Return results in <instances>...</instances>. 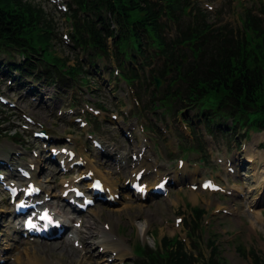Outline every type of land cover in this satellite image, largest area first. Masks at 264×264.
Instances as JSON below:
<instances>
[{"label":"rangeland","instance_id":"rangeland-1","mask_svg":"<svg viewBox=\"0 0 264 264\" xmlns=\"http://www.w3.org/2000/svg\"><path fill=\"white\" fill-rule=\"evenodd\" d=\"M36 3L42 2V5L49 10L50 13H53L56 17V21L59 24L60 30L67 31L70 28V22L66 20L65 13L63 11H60L57 9V7L54 6L53 2H48L47 0H34ZM67 0H65L66 2ZM264 3V0H261ZM205 3H210L211 7L213 6V10L210 11L212 13V16L210 18V21L216 22L218 19L215 17L216 12H221L219 18L223 21L222 23H227L228 27H233L235 30L240 31L241 23H240V17L245 13L247 8H252L253 12L256 14H260L264 17V13L261 12L260 7H262V3L260 0H205L203 1V5ZM197 4L203 8L202 3L200 0H197ZM231 25V26H230ZM56 43V49L58 53H60L64 57H68V63L70 65H73L76 60V55H78V50H74L73 46L69 45L68 43L66 45H63L62 42L59 39L55 40ZM154 66H161V63L159 61H156ZM172 76V74H170ZM92 79V86H96L95 83H93ZM97 90L94 89V96H97V99L102 97V100L106 103V106L108 109L112 112L119 113L121 109L126 110L128 101L125 99V92L119 89L118 84L116 83V88H113L114 84L106 85L101 82H97ZM3 84V83H0ZM4 85V84H3ZM178 86V83L175 85V87ZM4 89H8L5 85L3 86ZM51 89H55L54 86L50 87ZM111 89H113V93H111ZM53 92V98L47 101L46 104H44V108L34 107L33 105H30L28 100L19 99L18 95L15 93H9V98L11 100H14L15 103L18 104V108L10 110V107L5 108V114L6 115H13L17 116L13 117L15 120L14 122L19 121L20 123H24L25 120L22 117V115L19 114L20 111H24L27 113H34L38 120L44 124L48 129L54 132L56 136H61L64 133H68L69 131H73L74 133L77 132V136L79 139H83L81 135L86 131V129H80L78 124L73 122L70 116H62L58 117L56 110L54 108V112H52L53 106H57L59 109V106H62L63 108H67L68 101L67 97L63 96L60 98H55V91ZM87 97V96H86ZM86 97L82 96V100ZM24 102V103H23ZM150 102V97L148 95H145L143 97V103L147 104ZM142 103V105H143ZM181 104V102H179ZM175 105L174 112H163L164 107H159L156 111H154L160 118L167 120V118H170V116L174 117V114H182L186 119H190L197 127V130L200 134L205 135V137L208 139V143H212L214 145L223 146V149L232 148L233 153L242 152V150H236L235 148V142H237V139H226V137L221 134L219 131H216V135L212 138L205 127L204 123L201 121V118H199V112L198 108L193 106H186V109L183 111H176V109H179L180 106H185V103H182L181 105ZM50 105V106H49ZM20 110V111H19ZM153 111V110H152ZM147 112H144V115L147 117ZM100 125L97 127L99 128L100 132V138L102 140H108L109 138L122 143V148L126 150V144L123 141L119 131H117L114 127L113 121L109 117V113H106L102 118L97 120ZM96 121V122H97ZM15 124L11 122V126ZM12 131L9 132L10 134L13 133H23L21 134V137L25 139V142L27 144H36V141L32 140L29 136H26V132H22V130H19L18 128L11 127ZM190 129V126H189ZM156 130V134L159 136L157 138V141L159 143V146L156 149V153L160 155L164 160L170 159L174 157L175 149L178 148V143L176 141V138H174L173 135H171L169 138L164 136L159 130ZM25 133V134H24ZM240 134V133H239ZM254 136V135H253ZM188 139V138H187ZM34 141V142H33ZM84 141V140H83ZM249 143L252 144V148L256 151V147L260 149V160L258 164L259 172L264 168V159L261 160L262 156L264 157V144H259V142H262L263 139L257 140L253 145V139H248ZM249 147V145H248ZM0 149L9 151L12 148L9 147L7 144V139H0ZM93 162L95 159H99V154H96L93 152V150H90L89 152ZM25 156L31 157L29 154V151L26 152ZM197 157V155H196ZM40 160V171H39V179L47 186V188H50L51 191L55 193V190H57V186L60 182L59 173L56 171V169L52 166L47 164L43 158H39ZM168 160L169 163H172V161ZM101 161H106L104 158H101ZM105 167H102V171L106 175L112 176L115 180H117V177H120L116 174V171L114 169H110L107 164L104 165ZM251 165L246 167V165L243 167V170H247L250 172L249 169H251ZM51 169H54L51 170ZM253 169V168H252ZM46 170V172H45ZM250 174V173H249ZM261 175V174H260ZM244 185H249L248 190L254 191L246 196L245 199H233V197H223L221 195L216 196H205L201 195V198L198 197V193H196V200L195 202L191 201L190 195L191 192L189 190H185L183 194L177 192L175 190L174 194H172V200L174 203L171 205L169 201L167 203H161L157 205L156 207H151L150 205H129L126 201H121L119 205L115 207H102V210L104 212V220L108 218L111 213H113V219L115 221L114 224H116V227H121L119 231L122 233L124 232L126 235L130 234V239H136L138 241H141L144 244H153L154 240L152 237V230L157 229L159 238L163 237L164 235H173L174 231L172 230L171 224L168 222H172V217L174 215L179 214L180 212H184L188 215L189 208L188 207H182L179 203L181 197L183 196L187 204H191V206H200L208 211L212 209H218L219 207H224L227 209H231L235 212L233 215H224L222 213H218L211 217L210 219V225L204 227V240L202 239V247L204 246L206 238H208L209 234L207 233L210 230V234L218 233V240L220 243V248L222 252V257L226 261V264H254L253 259L251 255L243 256L239 250L237 249L238 244H242L247 249H254L255 253L258 254L260 257H264V223L262 221H258L255 218V213H251L249 210V206L253 208H257L254 206V203L259 200L257 199L262 195V192L264 190V178L259 179L258 182H255L252 184L250 180H243ZM252 181H256L255 178H252ZM241 183V181H239ZM4 195H0V209H3L0 215V231L2 233H7V236H9V233H11V227L10 225H7L6 220L11 221L12 217L10 214V209L7 206V203L3 204L2 200ZM55 197V196H54ZM56 204L58 203L57 200L54 201ZM114 208H120L119 211L114 212ZM258 208H262L264 211V203L259 205ZM95 211H92L88 214H86V220L87 224H90L92 221L95 220ZM132 217H137L134 219V223H132L130 220ZM131 218V219H130ZM112 219V220H113ZM251 220H254L256 223L255 225H252L250 222ZM97 222V221H96ZM124 228V230L122 229ZM145 229V230H144ZM147 230V231H146ZM142 233H144V236H142ZM185 233L182 232V235ZM198 234H201V232H198ZM141 239V240H139ZM89 242H92V239L88 240ZM31 245V244H29ZM26 247H21L18 249L19 254L22 256L23 259L27 258V256L24 254L26 251ZM97 247L93 244L89 247V250H91L90 255L83 256V254L80 251H76L71 245L63 242H55L52 245L44 244V246H37L36 251L41 252L44 256H46L47 260L50 261L51 259H58L62 263H69V264H106L104 257L97 255L96 251ZM32 250V249H31ZM30 251V250H29ZM249 253V251H247ZM16 253V252H15ZM202 262V261H200ZM13 264V263H9ZM118 264V263H117Z\"/></svg>","mask_w":264,"mask_h":264},{"label":"trees","instance_id":"trees-1","mask_svg":"<svg viewBox=\"0 0 264 264\" xmlns=\"http://www.w3.org/2000/svg\"><path fill=\"white\" fill-rule=\"evenodd\" d=\"M165 1L178 14L185 8V0ZM73 2L87 13L86 17L92 14L96 18H87L85 22L76 21L77 44L85 48L90 57L106 51L105 35L110 33L111 24L109 13L115 15L121 25L122 36L115 45L118 53L124 57H127V51H132V47L139 49L140 28L144 32L154 33L164 48L163 39L158 34L159 12L154 10L155 4L151 0ZM73 15L76 17V12ZM55 27L41 3L34 0H0V50L13 44L26 52L46 47L49 50L48 57L63 74L85 71L77 64L69 65L68 57L58 53ZM243 30L244 34L240 35L229 31L219 39L212 37L215 42L212 45L200 43L203 37L198 36L196 42L202 57L187 73L191 83L189 96L204 99L206 107L215 113L227 111L231 114L232 110L237 113L243 107L245 112L250 107L257 123L259 120L264 123V27L249 11L245 15ZM207 32L205 29L203 33ZM163 242L166 248L169 244L172 250L176 247L178 250L172 251L169 263H164L153 253L152 264H192L184 246L176 237L165 236ZM237 248L244 254L242 244ZM256 263L264 264V258L258 256Z\"/></svg>","mask_w":264,"mask_h":264},{"label":"bare ground","instance_id":"bare-ground-1","mask_svg":"<svg viewBox=\"0 0 264 264\" xmlns=\"http://www.w3.org/2000/svg\"><path fill=\"white\" fill-rule=\"evenodd\" d=\"M35 106H39L40 108H42L41 106H40V104H35ZM43 110H44V108H43ZM253 159H254V157H253ZM99 162H97V163H90V165H91V167H95L96 168V171H98L99 172V174H100V176L101 177H103L104 178V180L107 182V183H109V184H111L112 186H117V183H116V181L114 182V180H112L111 178H109V177H107L106 175H104L103 173H102V171H100L99 169H98V164ZM47 192H49V190H47ZM53 194H57V193H53ZM196 193H194V192H191V195H190V199H191V201H193V202H195V200H196V195H195ZM264 200V194H263V197L260 199V201L262 202ZM171 203H174V201L173 200H171ZM139 206H142V205H139ZM57 207V206H56ZM120 210V208H114L113 209V211L114 212H116V211H119ZM113 213H111V215L108 217L109 219L110 218H113ZM131 219V218H130ZM252 224H253V221H252ZM95 225H96V223H94L93 222V227H95ZM101 232L102 231H104L103 229H101L100 230ZM103 244H105V245H110L111 244V242H108V240H104L103 241ZM26 253H27V255L29 256V257H31L32 258V260L31 261H36L37 262V264H48V263H46V259L44 258V256L41 254V253H39V252H37L36 251V247L35 248H33L32 249V252H29V250L28 251H26ZM31 255V256H30ZM19 259H20V257H19Z\"/></svg>","mask_w":264,"mask_h":264}]
</instances>
